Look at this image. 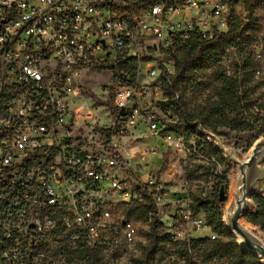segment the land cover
Segmentation results:
<instances>
[{"label":"built area","instance_id":"2783aa9c","mask_svg":"<svg viewBox=\"0 0 264 264\" xmlns=\"http://www.w3.org/2000/svg\"><path fill=\"white\" fill-rule=\"evenodd\" d=\"M231 15L224 0H0V264H66L59 246L134 244L140 227L124 209L143 191L171 241L188 242L201 229L216 238L161 183V167L147 161L155 148L134 163L112 141L145 122L151 136L186 150L184 135L162 134L156 108L140 101L151 89L161 101V76L175 74L181 43L226 32ZM127 60L139 62L135 83L117 70ZM80 67L110 69L118 81L115 124L96 148L71 132L78 110L92 115L71 73ZM140 75L153 83L140 85Z\"/></svg>","mask_w":264,"mask_h":264},{"label":"trees","instance_id":"16d2710c","mask_svg":"<svg viewBox=\"0 0 264 264\" xmlns=\"http://www.w3.org/2000/svg\"><path fill=\"white\" fill-rule=\"evenodd\" d=\"M224 1L232 7L227 31L217 33L210 40L192 36L181 43L175 74L161 76L162 100L158 101L156 106L165 118L173 119L175 114L178 115L179 119L171 123L169 130L181 132L186 140L194 138L195 148L192 147L194 155L230 165L221 150L205 139L202 130H206L204 127H207L212 133L223 135L217 131L220 126L234 130H246L250 126V120L247 118L230 119L227 115L236 111L244 103L250 102L242 96L255 75L254 51L246 50L255 37L254 12L264 3V0L243 2L246 21L235 12L234 8L237 5L235 0ZM228 49L236 50L234 52L238 60V62H232L229 65L230 68L223 64ZM138 65L137 60H127L119 62L117 70L120 74L128 72L130 80L135 83ZM209 71H212L210 80L202 81V84L204 89L211 88L216 99L204 109L190 113L185 101L187 89L189 86L199 85L200 74ZM153 108L154 105H151L150 109L153 110ZM221 183L229 188L227 172L221 176ZM142 193L141 202L126 205L124 209L126 218L138 224L143 222L149 225L145 235L148 242L143 246L142 255L138 259L139 264H159L163 260H166V264H178L179 260L183 261L181 264H263L257 255L241 247L226 228L223 222L225 203L219 200V192L197 197L190 205L194 214H202L205 217L216 238L206 236L192 238L188 242L171 241L162 230L160 221L153 214L155 206L151 197L144 191ZM251 199L252 203L249 212L245 215V220L264 230V190L254 194ZM167 245H171L174 251L170 252ZM108 248L110 247L104 246L92 249L84 245L75 249L68 246L57 247L66 254V264L106 263L108 258L105 260L104 253L108 254L110 251ZM113 251L111 255L108 254L109 258H116L117 251Z\"/></svg>","mask_w":264,"mask_h":264},{"label":"rangeland","instance_id":"374dc122","mask_svg":"<svg viewBox=\"0 0 264 264\" xmlns=\"http://www.w3.org/2000/svg\"><path fill=\"white\" fill-rule=\"evenodd\" d=\"M244 2V1H243ZM240 1L235 6L236 12L244 18L245 10L244 3ZM256 32L255 37L247 46L246 51H254L253 56V70L255 71L252 82L246 86L243 93V98H247L249 103H244L236 111L230 112L227 116L230 119L250 120V126L246 130H234L229 127L220 126L218 132L223 135L214 134L207 127L206 131L211 132L219 140L223 142L224 147L236 158L246 159L250 153L251 148L257 139L264 137V3L254 12ZM235 49H228L224 58V65H231L232 62H238ZM257 52L261 54L260 58L256 57ZM236 58V59H234ZM234 59V61H233ZM74 74V84L78 88L84 98L83 108L90 107L92 115L85 118L81 117V111L78 110L77 117L73 118L71 124V132L76 131L78 135L83 137L84 142L89 146L97 147L102 145L109 139L107 129L114 126L116 115V93L119 90L117 85L116 74L110 69L94 68V67H80L77 70L71 71ZM212 71L201 73L199 85L189 86L185 94V101L188 104V111L196 113L210 105L216 99L212 93L211 88L204 89L202 81L208 82L210 80ZM139 84L142 86L153 83L151 79L140 75L138 78ZM203 82V83H204ZM153 89L145 99L140 101V107L143 110H148L151 105L156 108V113L162 119V127L160 131L162 134L173 135L169 130L172 122H176L178 115L175 118H165L161 113L159 107L154 102ZM80 103L78 102V105ZM127 136L113 140L122 154L136 163L138 155L144 152L145 149L151 150L155 148L157 155H148L147 161L154 169L161 167L159 180L168 188L172 194L180 197L182 201L188 206L197 197L209 196L217 194L223 185L221 183V176L227 172V179L229 181V188L227 195L230 196V185L234 182L237 175V166L230 161L224 154V157L229 161L227 163H219L215 159H205L194 155V152L187 151L189 146L194 142L193 138L186 140L183 137V143L186 150H179L175 146H168L163 138L158 136H151V130L148 123L141 122L130 126L127 130ZM147 155V154H146ZM145 169V171H148ZM144 175L143 179L147 180ZM263 189V185L260 187ZM252 203V199H251ZM249 224V223H248ZM252 229L256 230L264 238V230L257 226L249 224ZM141 230L140 237L134 244L122 245L119 247H110L108 252L111 255L112 251L116 258H109L106 252V263L101 264H139L138 259L142 255L143 246L147 244V231L149 225L147 223H139ZM144 231V234H143ZM210 234L209 229H201L192 232V238H202ZM139 243H141L139 245ZM117 248V249H116ZM170 252L174 251L171 245H167ZM114 252V251H113ZM183 261H178V264ZM159 264H166L163 260Z\"/></svg>","mask_w":264,"mask_h":264},{"label":"water","instance_id":"95a60500","mask_svg":"<svg viewBox=\"0 0 264 264\" xmlns=\"http://www.w3.org/2000/svg\"><path fill=\"white\" fill-rule=\"evenodd\" d=\"M215 139V147L237 166L236 184L228 207V188L222 185L219 189V200L225 203L223 222L239 245L257 255L264 264V238L245 220L250 210L251 197L262 191V185L264 189V137L256 140L246 159L234 157L221 140L216 136Z\"/></svg>","mask_w":264,"mask_h":264},{"label":"bare ground","instance_id":"6f19581e","mask_svg":"<svg viewBox=\"0 0 264 264\" xmlns=\"http://www.w3.org/2000/svg\"><path fill=\"white\" fill-rule=\"evenodd\" d=\"M235 184H236V177H235L234 182L230 185V196H229L228 201L226 202V206H227V207L229 206V202H230V199H231L232 193H233V191H234Z\"/></svg>","mask_w":264,"mask_h":264}]
</instances>
